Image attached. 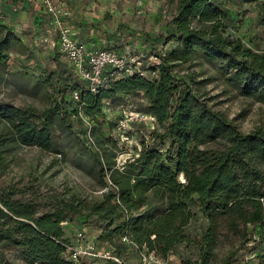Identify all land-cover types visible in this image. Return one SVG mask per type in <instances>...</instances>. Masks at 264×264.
I'll use <instances>...</instances> for the list:
<instances>
[{
    "label": "trees",
    "instance_id": "16d2710c",
    "mask_svg": "<svg viewBox=\"0 0 264 264\" xmlns=\"http://www.w3.org/2000/svg\"><path fill=\"white\" fill-rule=\"evenodd\" d=\"M249 1L257 0H177L174 27L162 34L167 47L177 42L170 48L154 45L157 51L148 55L118 46L96 48L82 39L91 48L118 51L126 58V68H105L96 90L86 79L73 76L70 81L59 70L57 83L49 82L62 99H55L42 112L0 103L6 140L17 139L59 153L63 149L55 135L54 116L68 123L61 115L67 99L69 106L77 100L75 92L80 96L77 103L92 117L107 115L105 107H121L118 117H106L111 135L93 125L89 137L94 146L84 139L79 142L83 150L79 157L84 154L93 160L101 186L106 188L100 200L89 201L72 193L70 199L61 197L52 209L39 213L32 200L16 196L20 187L0 188V264H10L3 251L7 244L21 249L30 264H72L65 255L72 237L64 223L79 229L89 221L86 218L81 225L75 224L80 216H97L102 227L97 241L122 258L135 256L147 246L167 259L173 250L194 244L197 255L188 263L214 264L224 230L231 239L240 236L248 241L253 238L249 224H262L259 239L264 241V126L241 129L196 90L195 85L207 79L199 81L191 73V83L175 71L178 65L201 56L238 93L264 103V52L227 32L231 16L225 3ZM260 5L264 9V3ZM19 41L0 12V67L8 63L11 48ZM151 56L156 58L146 67L145 60ZM132 98L142 102L135 100L133 108L151 113L156 121L154 127L133 121L142 139L135 153L119 164L120 137L114 132L121 135L119 120ZM199 214L203 221L200 231L194 233L192 224ZM126 234L138 248L122 241ZM234 254L224 264H230ZM260 258L259 264H264V254Z\"/></svg>",
    "mask_w": 264,
    "mask_h": 264
},
{
    "label": "rangeland",
    "instance_id": "374dc122",
    "mask_svg": "<svg viewBox=\"0 0 264 264\" xmlns=\"http://www.w3.org/2000/svg\"><path fill=\"white\" fill-rule=\"evenodd\" d=\"M21 1L13 0L7 8H3V19L14 29L20 41L11 48L8 63L0 67V103L34 108L42 112L55 104V99H62V95L49 82L53 79L57 83L59 70H64L62 77H69L70 81L73 76L81 80L83 77L55 43L57 38L53 28V13L46 0H33L32 7L28 6L31 0ZM50 1L64 24L88 39L94 47L118 46L123 51L132 49L148 55L157 51L154 45L158 49L167 47L162 34L173 29L172 19L177 6V0ZM36 3L40 8H33ZM261 3L264 0L227 2L225 7L231 16L227 20V32L241 36L256 51L264 52V9ZM26 10L28 14L24 18ZM175 43L177 42H170L167 48ZM155 58L151 56L145 60L146 67H151ZM132 62L134 60L131 59L130 63ZM175 71L179 78L191 83V73L199 81L207 79L203 84H196V90L214 108L237 121L241 129L250 131L264 126V103L241 95L226 84L216 74L213 64L205 58L196 56L178 65ZM135 100L142 103L140 99L132 98L125 108L131 107ZM68 101L69 99L66 100L61 115L69 120L68 123L63 124L61 117L54 116L55 135L63 149L61 153L42 149L35 144H24L17 139L6 140V127L0 124V188L10 185L20 187L22 190L16 196L32 200L37 204L39 213L52 209L55 201L61 197L70 199L72 193L89 201H98L102 191L106 189L101 186L99 170L97 165H93V160L84 154L79 157L83 152L79 149V142L84 139L90 147L94 146L93 137H89L93 125L100 131L102 127L104 134L111 135L112 130L106 117H118L121 107H105L107 115L92 117L84 112L77 100L70 106ZM132 123L126 132L119 130L121 135L117 130L114 132L120 137L117 148L119 164L135 153V147H139L142 139ZM148 123L152 126L151 122ZM86 218H89L88 225L102 231L101 220L97 221V216H80L74 223L81 225V221ZM202 221L203 217L199 214V219L192 224L194 233L196 230L200 231ZM1 223L0 219V225ZM261 225H248L253 230V238L248 241L240 236L231 239L224 230L216 249L214 264H224L231 252L235 254L230 264H259L260 255L264 254V241L259 239ZM195 249L196 245L192 244L189 249L181 246L173 250L167 258L168 264H189V258H196ZM20 250L9 244L3 246L10 264H30Z\"/></svg>",
    "mask_w": 264,
    "mask_h": 264
},
{
    "label": "built area",
    "instance_id": "2783aa9c",
    "mask_svg": "<svg viewBox=\"0 0 264 264\" xmlns=\"http://www.w3.org/2000/svg\"><path fill=\"white\" fill-rule=\"evenodd\" d=\"M46 2L53 13V28L57 38L55 41L60 51L73 63L81 76L88 81L92 90L97 89L96 87L102 79L103 71L108 66L119 69L126 68L127 61L125 56L123 57L118 51L110 48H91L84 40L77 38L71 28L64 24L52 1L46 0ZM74 96L77 100L80 99L77 92H75ZM119 121L118 129H123V131L126 132V130L129 129L130 123L133 121L151 122L152 127H154L156 117L151 113L139 111L138 109L136 110L131 106L123 110V117L120 118ZM122 241L134 249L138 248L137 244H135L127 234L123 235ZM67 250L65 254L66 259L73 262L80 261L82 258L87 257L111 259L120 264H125L124 262L126 261L125 258L117 254L115 255L109 246H101L96 238H90L83 228L76 230L75 238L72 239ZM136 257V264H168L166 258L161 257L154 250H149L147 246L140 248Z\"/></svg>",
    "mask_w": 264,
    "mask_h": 264
},
{
    "label": "crops",
    "instance_id": "0c3cea01",
    "mask_svg": "<svg viewBox=\"0 0 264 264\" xmlns=\"http://www.w3.org/2000/svg\"><path fill=\"white\" fill-rule=\"evenodd\" d=\"M13 0H0V12L1 13H3V8H7L10 4H11V2H12ZM15 1V0H14ZM21 1V0H20ZM29 2H30V0H28ZM22 2V1H21ZM34 3V1L33 0H31V2L29 3V7H32V4ZM5 5H7V6H5ZM29 7L27 8V10L29 9ZM33 8L34 9H38V8H40L38 5H37V3L36 4H34V6H33ZM25 11V13H24V18H26L27 17V14H28V11ZM73 31V33L75 34V36L77 37V38H79V39H85V40H87L88 41V39H86L84 36H82V35H78L77 33H75V31L74 30H72ZM89 43V42H88ZM89 45H91L90 43H89ZM64 226H65V228H66V230L68 231V234H70L71 235V237H72V239L73 238H75V232H76V230H77V228H75V226L74 225H72L71 223L69 224V223H64ZM81 228H83V229H85L86 230V232H87V234H88V236L90 237V238H96L97 239V237L99 236V234H100V231H98L97 229H94V227L93 226H91V225H84L83 227H81ZM98 232V233H97ZM100 245L101 246H105V245H102L101 243H100ZM132 248V247H131ZM132 249H134V248H132ZM137 255H135V256H128L127 258H125L126 259V261L124 262L125 264H136V261H137V257H136ZM114 260H109V259H104V258H101V257H87V258H82L80 261H77V262H74V264H114V262H113ZM120 264V263H119Z\"/></svg>",
    "mask_w": 264,
    "mask_h": 264
}]
</instances>
